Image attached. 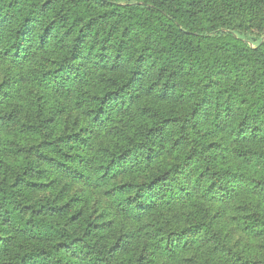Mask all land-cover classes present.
Returning <instances> with one entry per match:
<instances>
[{"label": "trees", "instance_id": "16d2710c", "mask_svg": "<svg viewBox=\"0 0 264 264\" xmlns=\"http://www.w3.org/2000/svg\"><path fill=\"white\" fill-rule=\"evenodd\" d=\"M0 264H264V0H0Z\"/></svg>", "mask_w": 264, "mask_h": 264}, {"label": "rangeland", "instance_id": "374dc122", "mask_svg": "<svg viewBox=\"0 0 264 264\" xmlns=\"http://www.w3.org/2000/svg\"><path fill=\"white\" fill-rule=\"evenodd\" d=\"M76 188V187H75Z\"/></svg>", "mask_w": 264, "mask_h": 264}]
</instances>
